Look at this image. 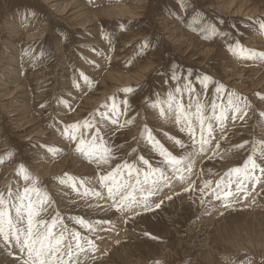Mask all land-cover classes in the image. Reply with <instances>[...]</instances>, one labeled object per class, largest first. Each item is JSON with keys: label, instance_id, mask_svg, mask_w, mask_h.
<instances>
[{"label": "rangeland", "instance_id": "1", "mask_svg": "<svg viewBox=\"0 0 264 264\" xmlns=\"http://www.w3.org/2000/svg\"><path fill=\"white\" fill-rule=\"evenodd\" d=\"M12 1L0 0V190L29 186L23 165L34 186L48 194L46 215L59 212L69 228L95 241L96 250L89 251L84 264H264V182L255 190L249 184L247 197L229 198L228 207L210 189L206 194L199 190L204 180H212L214 187L226 171L247 159L253 140H264V120L257 115L264 112V61L239 58L230 50L238 41L264 52L259 30L264 0H41L55 6L52 16L27 0ZM207 24H214L220 35L204 33ZM173 71L179 81L171 79ZM204 76L211 78L207 89L197 79ZM185 79L203 103L214 99L217 85H223L224 95L234 92L250 104L244 120L233 121L229 114L223 131L217 128L212 143V148L220 143L216 154L208 151L195 159L193 190L186 192L187 184L173 182L150 198L152 210L140 209L132 216L117 212L110 201L82 198L61 182L67 173L101 190L97 173L102 170L77 153L76 142L63 132L67 125L99 119L98 113L107 111L103 106L113 100L121 113V101L130 105L116 125L104 122L103 133L116 157L113 167L141 155L159 165L160 157L144 139L145 125L174 155L182 154L168 136L185 143L189 137L174 117H162L151 105L174 92L178 83L183 87ZM128 88L133 92L124 91ZM183 101L188 102L187 93ZM244 141H249L244 148L235 147ZM71 216L111 223L90 234ZM213 216L208 228L205 220ZM1 247L12 254L8 260L0 258V264H20L15 246Z\"/></svg>", "mask_w": 264, "mask_h": 264}, {"label": "snow or ice", "instance_id": "2", "mask_svg": "<svg viewBox=\"0 0 264 264\" xmlns=\"http://www.w3.org/2000/svg\"><path fill=\"white\" fill-rule=\"evenodd\" d=\"M259 30L261 34H264V23L259 24ZM202 31L211 36L220 35L214 24H207ZM230 50L239 58L264 61V52L247 49L238 41L236 48ZM82 78L87 82L88 78L83 74ZM171 79L179 81L180 77L173 71ZM197 79L201 86L207 89V82L211 78L204 76L202 79L199 77ZM124 91L132 93L133 89L128 88ZM225 91L223 85H217L215 98L208 103H203L196 95L195 86L190 80L185 79L183 87L178 83L174 92L169 91L165 98L151 105L152 108L158 109L162 117H174L180 132L189 137V141L185 143L174 136H168L169 140L174 141L175 145L183 150L182 154L174 155L153 136L152 131L145 125L144 139L160 157L158 166H153L149 159L141 155L135 161L123 160L115 163L113 167L116 157L113 154V147L103 133L106 127L104 122L110 121L111 124L116 125L119 116L128 112L130 105L127 99L121 101L124 105L123 113L120 111L119 104L113 100L111 106L107 104L103 106L107 111L99 112V119L93 116L92 119L65 126L63 134L76 142V152L102 170V173H97L101 190L88 187L91 181L67 173L64 174L61 182L71 187L82 198L91 196L110 201L111 207L117 212L133 215H139L140 209L152 210L150 198L159 196L165 188H170L173 182L187 184L188 187L184 188L186 192L193 190L195 181H190V177L195 159L208 151L215 155L216 150L220 148L219 142H216L215 148H212L217 128L223 131L229 114L233 121L244 120L248 115L250 104L247 98L234 92L224 95ZM185 93L188 96L187 103L183 101ZM257 115L264 120V112ZM132 122V120H125L124 123ZM261 127H264V124ZM248 143L249 141H244L235 147L244 148ZM252 146L251 153L242 165L226 171L219 180L215 181L214 187H212V180H204L203 186L199 189L201 194H206L205 190L210 189L214 198L224 201V207H228L229 198H239L241 193L244 198L247 197L249 184L252 190H255L257 184L264 182V140H253ZM21 172L23 180L29 186L24 187L22 191H13L11 188L6 192L0 190V239L3 245L15 246L18 249L20 255L17 259L20 264H84L89 251L96 250L95 241L89 235H84L75 228H69L59 212L51 217L47 216L50 204L48 194L34 186L36 181L23 165H21ZM77 185L80 187L78 188ZM233 185H235L234 188ZM103 190H106V195ZM166 198L172 199L171 196ZM161 203L163 200L156 203L155 208H159ZM69 220L90 234L104 230L100 226L111 223L110 220L89 221L83 216H71ZM99 238L97 236V239Z\"/></svg>", "mask_w": 264, "mask_h": 264}, {"label": "bare ground", "instance_id": "3", "mask_svg": "<svg viewBox=\"0 0 264 264\" xmlns=\"http://www.w3.org/2000/svg\"><path fill=\"white\" fill-rule=\"evenodd\" d=\"M13 1H15V0H13ZM12 1V2H13ZM21 1V0H20ZM23 1V0H22ZM27 2H28V4H31V5H33L35 8H40V9H45L46 11H47V13H48V11H50L49 13V15H53L54 14V12L52 11V10H55V6L54 5H52L51 7L50 6H48V4H44V3H41V0H27ZM39 9V10H40ZM44 11V10H43ZM46 11L44 12V13H46ZM120 13V12H119ZM45 15H48V14H45ZM49 15H48V17H49ZM55 18V17H54ZM52 19V18H51ZM50 23H52V22H50ZM3 24V23H2ZM261 42V41H260ZM8 59V63H11V62H15V59L11 56V57H8L7 58ZM12 64V63H11ZM11 66V65H10ZM4 68V67H3ZM12 68V67H11ZM17 69V68H16ZM19 71V70H18ZM15 72V70H12V71H10L9 72V75L12 77L13 76V73ZM3 73V72H2ZM8 73V72H7ZM6 73V74H7ZM8 77V76H7ZM16 77V76H15ZM17 83V82H16ZM0 85H4V84H0ZM4 95V94H3ZM1 96V95H0ZM203 159V158H202ZM84 165H86V164H84ZM83 165V166H84ZM87 166V165H86ZM45 171V170H44ZM49 172V171H48ZM49 174H50V172H49ZM251 189H252V187H251ZM253 192V191H252ZM257 194V193H256ZM184 195V194H183ZM185 197H184V199L185 198H188V197H190V196H186V195H184ZM158 199V197L157 198H155V199H153L154 201L155 200H157ZM188 200V199H187ZM187 203V202H186ZM235 206V205H234ZM162 209V208H161ZM166 210V209H165ZM162 212V211H161ZM216 212V211H215ZM165 213V212H164ZM217 213V212H216ZM147 215H149L148 213H146ZM156 214V213H155ZM129 215V214H128ZM160 215V214H159ZM159 215H157V216H159ZM163 215V214H162ZM125 217L127 216V215H124ZM132 216H134V215H132ZM172 216V215H171ZM170 216V217H171ZM216 216H217V214H216ZM220 216V215H219ZM224 216V215H223ZM226 216V215H225ZM165 217V216H164ZM166 217H168V216H166ZM215 216H213L212 218L210 217V219L208 218V219H206L205 221H206V226L208 225L209 227L208 228H211L213 225H211V223H212V221L215 219L214 218ZM222 217V216H221ZM144 218V217H143ZM160 218V217H159ZM172 218V217H171ZM152 219H153V217H152ZM148 220H150V219H148ZM168 220H169V218H168ZM172 220H174V219H172ZM169 221H171V220H169ZM130 222H133L131 219H130ZM214 222V221H213ZM205 226V227H206ZM168 228H170V227H168ZM221 231V230H220ZM182 239V238H181ZM116 240V239H115ZM120 240V239H119ZM117 241V240H116ZM148 243V242H147ZM151 244V243H150ZM264 244V243H263ZM152 245V244H151ZM112 245H108V248H110ZM119 246H126L125 244H120ZM149 246V245H148ZM126 249V248H125ZM131 250V249H130ZM132 251V250H131ZM103 252V251H102ZM8 252H7V250L5 249V248H3V247H1L0 248V258H3V259H5V260H8V259H10L9 258V256H10V254H7ZM7 254V255H6ZM103 254V253H102ZM100 256V255H99ZM103 256V255H102ZM13 258H15V256H13ZM104 258V257H103ZM102 258V259H103ZM16 259V258H15ZM88 260V259H87ZM91 260V259H90ZM102 261V260H101ZM101 261H98V260H96L95 261V263H93V264H104V263H102ZM12 262H14V261H12ZM91 262V261H90Z\"/></svg>", "mask_w": 264, "mask_h": 264}]
</instances>
